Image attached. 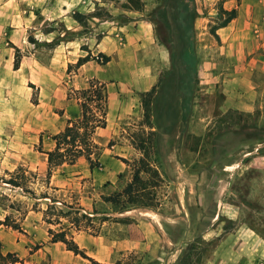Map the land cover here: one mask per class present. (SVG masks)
<instances>
[{
  "label": "rangeland",
  "instance_id": "1",
  "mask_svg": "<svg viewBox=\"0 0 264 264\" xmlns=\"http://www.w3.org/2000/svg\"><path fill=\"white\" fill-rule=\"evenodd\" d=\"M158 1L0 0V220L9 223L0 225V253H14L30 264H72L74 257L66 246L51 241V229L65 230L74 240L80 233L113 240H121L125 235L139 236L141 246L136 251L117 253L98 247L95 252L102 264H178L180 261L181 264H264V173L258 170L243 176L235 173L226 179L227 186L218 206L224 216L215 222L206 220L204 232L198 224L194 192L184 201L185 206L189 205L191 220L186 228L167 231L160 224L151 225L153 238L133 228L139 217L145 215V208L121 213L102 199L103 195L121 191L132 179V168L124 160L139 157L131 141L133 133L140 129L142 107L140 118L112 122L116 127L111 130L114 137L93 156L92 165L81 157L74 164L60 166L53 172V178H47L45 152L54 144L52 137L80 112L76 90L86 88L93 79L106 85L99 79L114 73L111 68L99 67L89 68L87 72L77 67L79 58L91 55L97 57L91 60L95 64L109 67V55L96 48L107 34L108 24L103 23L117 20L114 22L117 27H110L114 31L111 36L122 47L116 64L123 69L120 80L130 81L128 73L135 68L139 57L137 44L145 40L140 34L147 24L155 30L149 15ZM196 2L200 7L195 18L200 52L206 49L203 16L221 14L216 23L226 16L220 13L223 0ZM209 26L207 30L211 29ZM126 32H131L130 37ZM110 96L109 93V102ZM111 102L113 105L114 100ZM260 113L259 110L249 114L230 112L225 117L236 131L249 125L264 131V117L260 118ZM223 130L218 123L208 127L203 140H210L211 144L204 145L199 155L194 153L186 160L191 174L200 176L208 170L206 163L213 156V134ZM250 138L252 148L263 153L264 135L252 132ZM193 142L191 136L186 137L182 148ZM128 146H132L131 150ZM151 160L158 167L162 181L151 188L158 206L148 208L146 214L156 209L172 214L176 209L180 216L176 179L170 175L168 160H161L157 154ZM207 174L211 176L212 171L208 170ZM68 205L82 206L84 210L70 214ZM83 213L92 219L84 218L79 225L87 227H78L75 217L80 218Z\"/></svg>",
  "mask_w": 264,
  "mask_h": 264
},
{
  "label": "crops",
  "instance_id": "2",
  "mask_svg": "<svg viewBox=\"0 0 264 264\" xmlns=\"http://www.w3.org/2000/svg\"><path fill=\"white\" fill-rule=\"evenodd\" d=\"M199 1L202 3L204 0ZM222 8L228 11L235 10L236 16L227 25L215 28L214 33L211 29L219 24L215 20L219 19L218 16L221 14L203 16L206 22L203 47L206 49L198 51L199 93L189 122V132L202 139L212 124L215 126L218 123L225 129L214 137L213 156L206 163L212 175L208 176V170L201 172L200 176L198 174L194 176L189 172L190 166L186 160L191 159L194 153L199 155L200 150L192 151L189 148H182L183 140L179 137L166 139L165 144L168 149L166 160L169 162L170 175L176 179L174 186L177 189V201L182 214L179 216L176 209V212L172 214H165L156 209L151 210L153 213L149 215L146 214L149 209L145 208L143 212L145 215L139 217L133 228L138 232L142 231L150 238H153L151 225L160 224L167 231L176 227L182 230L186 228L191 220L189 205L185 206L184 201L189 200L192 192L195 193L194 201L198 208V224L200 230L204 232L207 226L206 220L211 219L215 222L217 218L224 216L218 206L222 191L227 186V178L235 173L243 176L253 170L264 173V152L256 151V147L252 148L253 140L250 138L252 132L258 131L264 135V131L250 125L241 131H236V127L234 126L235 130L232 127L231 120L227 121L225 117L230 112L249 114L258 110L261 111L260 118L264 117V0H223ZM114 22L117 20H107L103 23L108 24L106 25L107 34L102 37L96 48L99 52L109 55L111 58L109 67L100 66L91 60L80 67L86 71L92 67L111 68L114 71L111 76L102 79L90 74L92 78L105 81L108 92V124L105 128H98L94 135V140L100 146L107 145L114 137L115 133L111 132L112 128L116 129L112 125L113 121L118 124V122L129 121L134 116L140 118L142 114L140 94L149 91L157 83L161 72L170 65L168 49L160 43L153 26L147 24L140 34V37L145 40H142V44H137L139 57L135 62V68L130 69L128 73L131 80L122 82L120 77L123 69L116 64L122 54V47L116 42L115 37L111 36L114 31L110 29L113 26L114 29L117 27ZM208 26L210 30H207ZM126 35L130 37L131 32H126ZM124 64L128 65L126 62ZM109 93L111 94L110 102ZM53 146L55 147V141L48 151L53 150ZM131 147L128 146V149L131 150ZM132 149L137 156L141 155L134 147ZM75 241L89 256L98 261H101L95 252L98 247L102 246L119 253L120 251H136L141 246L139 236L127 235L121 240H113L109 237L98 239L89 234L80 233ZM68 252L74 257L71 259L72 264H90L87 259L71 251Z\"/></svg>",
  "mask_w": 264,
  "mask_h": 264
},
{
  "label": "trees",
  "instance_id": "3",
  "mask_svg": "<svg viewBox=\"0 0 264 264\" xmlns=\"http://www.w3.org/2000/svg\"><path fill=\"white\" fill-rule=\"evenodd\" d=\"M220 13L225 14L226 17L211 29L212 33L215 28L227 25L236 16L235 10L228 11L221 8ZM197 15L196 0H159L149 15L160 43L169 51L170 65L161 72L157 83L149 91L140 95L143 118L140 129L132 135L131 143L141 155L133 161L124 160L132 168V179L121 191L102 196V199L112 204L117 212L122 213L133 208H157L158 204L154 202L156 194L151 191V188H156L162 181V177L151 157L157 154L161 160L167 159L168 149L165 144L167 138L179 137L185 140L186 137L191 136L194 142L188 148L192 151L200 150V153L204 145L211 144L210 140H203L189 133V122L199 93L200 57L197 51L195 29ZM93 59L97 57L91 55L80 57L77 67ZM105 61H109V57H105ZM18 66L17 60L15 67L18 68ZM76 93L80 114L74 119H68L64 129L53 135L55 147L45 152L48 179L52 177L57 167L63 164H74L81 157H85L92 165L93 156L103 149L94 140V135L98 128H105L107 125L106 86L93 79L86 88L76 90ZM217 134L218 132L213 136ZM68 207L70 210L67 213L70 214L84 210L82 206L68 205ZM59 212L67 215L63 211ZM84 218L92 219L86 213H83L80 218L76 216L78 227H87V225H79ZM2 224L9 225L7 221L0 220V225ZM11 226L15 227V225ZM50 234L52 242L63 243L67 250L87 259L90 264H102L89 256L65 230L54 232L50 229ZM18 262L30 264L20 260L14 253H0V264ZM178 264H181V261Z\"/></svg>",
  "mask_w": 264,
  "mask_h": 264
}]
</instances>
